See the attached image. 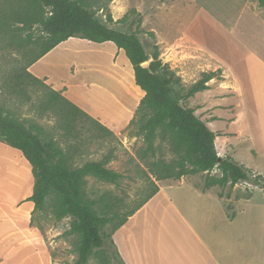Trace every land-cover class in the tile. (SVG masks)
<instances>
[{
    "label": "rangeland",
    "instance_id": "obj_1",
    "mask_svg": "<svg viewBox=\"0 0 264 264\" xmlns=\"http://www.w3.org/2000/svg\"><path fill=\"white\" fill-rule=\"evenodd\" d=\"M84 2L89 9L95 11L101 22L125 32L138 30L144 48L150 56L149 60L151 61L157 52L165 65L161 73L168 81L172 96L183 106L196 109V113L217 132L215 143L219 155L223 157L229 153L249 170L264 176V138L257 139L261 142L258 143L257 151L246 139L230 137L238 133L232 120L236 118L239 110L237 105L239 96L233 90L231 74L234 70L236 76L239 74L243 80L244 76H247L248 82L256 69L251 66L250 55L246 52L240 55V60L234 59L237 42L232 38H224L225 33L241 38L264 58V7L261 8L258 0H84ZM19 7L21 6L15 2L0 0V111L4 116L23 122L27 127L33 124L43 125L48 136L56 139L58 144L64 147L66 145L64 130L57 126L56 117L53 114H45L42 117L36 109L34 102L38 100V93L41 91L31 93L32 100L26 101L9 93L6 88L10 73L27 60L24 54L29 58L37 52L30 49L31 41L43 34L41 26L37 23L29 19L22 22L14 17L13 11ZM45 10L48 12L50 8L45 7ZM109 13L113 17V22L108 20ZM109 45H114L116 50L111 51ZM119 52L112 42L98 45L86 39L71 37L46 54V60L40 64H36L37 61L33 68L31 67L33 71L41 72L47 60L60 58L55 73L62 78L64 89L70 90L74 96L81 99L85 96L83 92L85 77V85L90 81L92 87L89 91L92 102L90 103L88 99V104L85 103L90 108L89 111L100 117L108 126L116 128L115 130L110 128L115 136L100 137L92 136L86 131L93 128L89 123L78 125L84 136L76 142L78 149L70 165L77 167L87 161L104 160L109 168L123 174L118 184L100 180L92 175L86 177L85 197L98 201L93 206L97 212L101 211L100 205H103L101 199L116 202L123 211H128L146 198L154 183L160 186L178 181L157 180L148 166V162L154 158H163L174 164L177 155L171 151L167 140L158 136L154 142L158 149L157 155L155 157L149 155L147 162L140 158L139 152L147 147V143L139 128L150 113L147 110L137 113L140 105L138 102H141L145 94L135 83L134 71L127 56ZM223 63L228 64V70ZM218 69L220 70L217 72L218 75L209 82V89L190 98L184 97L188 89L202 77L203 72ZM255 77L262 82L264 73L256 74ZM45 82L56 89L48 76ZM129 119V123L124 125ZM133 119L134 123L130 124ZM7 145L0 141V164H5L3 170L7 173V164L11 163L8 169L12 172L11 176L8 175L6 183L9 185L0 184V205L5 209L1 211L8 214L15 228L11 231L9 230L13 226L1 228L11 235H3L4 238L0 240V264H28L23 261V254H26L24 248H27V245L19 242L26 230L22 219L27 210L33 220V223L30 221L31 225L36 226L40 232V236L37 237L41 246L52 258L50 264L75 262L78 257L75 249L80 238L69 233L73 217L68 215L57 220L53 212L54 200L51 197L47 198L44 210L33 213L34 209L31 210L32 206L27 200L32 192L30 194L21 192L32 180V169H29L22 160L24 157L22 152ZM252 149H255V152ZM14 159L23 161L21 168L13 164ZM207 175L219 178L222 172L214 168L209 173L205 171L185 175L182 180L191 182L200 190L223 197L229 214H234L236 209L239 211L241 208L250 207L251 212H254L257 232L262 233L264 189L248 181L237 183L235 186L227 183L205 188ZM239 198L246 200L239 201L235 206V200ZM105 231L114 243H117L114 238L117 231H112L111 226H107ZM258 241L262 242L263 239L258 238ZM11 243L15 248L9 251L7 245L10 248ZM87 264L115 262L110 250L105 247L95 250Z\"/></svg>",
    "mask_w": 264,
    "mask_h": 264
},
{
    "label": "trees",
    "instance_id": "obj_2",
    "mask_svg": "<svg viewBox=\"0 0 264 264\" xmlns=\"http://www.w3.org/2000/svg\"><path fill=\"white\" fill-rule=\"evenodd\" d=\"M15 2L21 7L13 11L14 17L22 22L27 19L41 26L43 34L31 41V50L35 55L27 58L10 73L6 88L9 93L26 101L32 100L31 93H38L34 102L36 109L43 117L53 114L57 126L64 130L66 145L62 147L57 140L49 137L43 125L33 124L27 127L23 122L4 116L0 111V141L19 149L32 165L34 188L27 199L34 202V210L42 211L48 197L53 198V212L57 220L71 215L73 220L69 233L79 236L75 251L78 257L73 263L87 264L95 250L107 247L115 264H126L120 256L114 240L106 233L111 226L117 231L159 190L154 187L134 208L123 211L119 204L109 199L103 203L101 211L93 206L97 200L85 197L87 176L118 184L123 174L109 168L104 160L87 161L81 166L72 167L70 161L76 155L77 140L84 136L79 131V124H88L93 128L86 130L92 136H115L114 132L98 119L91 116L78 104L69 99L62 91L52 88L29 68L49 53L57 45L71 37L86 39L90 42H113L118 49H124L127 58L135 71V83L144 92L138 112L149 111L150 116L140 125L139 132L144 135L147 147L139 152L140 158L147 162L149 155H157L155 139L160 136L167 140L177 159L167 161L163 158L148 162L151 174L157 180L182 179L188 174L208 173L214 168L222 172L219 178L206 177L205 188L213 185H225L248 181L264 189V176L249 170L231 156L219 155L215 140L217 133L196 113V109L183 106L172 94L168 81L161 70L165 65L156 52L148 67L141 63L150 59L139 37V31L125 32L101 22L95 11L89 9L84 0H5ZM264 7V0H258ZM45 7L50 10L46 12ZM108 20L113 22L111 13ZM218 71H205L184 94L190 98L196 93L209 89V82L218 75ZM134 123V119L130 124ZM33 128L36 130L34 131ZM86 135V134H85ZM205 191V190H203ZM251 195V194H250ZM249 195V196H250ZM33 223V220H31Z\"/></svg>",
    "mask_w": 264,
    "mask_h": 264
},
{
    "label": "crops",
    "instance_id": "obj_3",
    "mask_svg": "<svg viewBox=\"0 0 264 264\" xmlns=\"http://www.w3.org/2000/svg\"><path fill=\"white\" fill-rule=\"evenodd\" d=\"M225 37L237 42L234 59L240 60V55L246 52L250 55L251 66L256 69L254 73L251 72L253 75H250L248 82L247 76H244L243 80L239 74L236 76L234 70L232 74L230 73L233 90L239 96L237 100L239 110L236 118L232 120L238 133L230 137L239 138L238 140L246 139L258 151L261 142L257 139L264 138V80L259 81L255 75L264 73V58L252 50L243 39L231 36L229 33H225ZM113 46L109 45L111 51L116 50ZM118 51L119 54L122 52L126 55L124 49ZM59 59L47 60L41 72L32 70L34 64L32 68L30 67L31 72L37 76L41 78L48 76L57 90L65 87L62 78L60 79L55 73ZM43 60H46L45 56L36 64H40ZM223 65L228 70V64L223 63ZM89 82L85 85L84 77L85 96L81 99L74 96L70 90L64 89L65 91L62 92L93 115L86 105L89 101L92 102L89 93L92 87ZM139 103L140 101L138 105ZM93 116L108 126L100 117ZM130 119L124 125H127ZM252 151L255 152V149ZM227 156L231 155L228 153ZM242 200L246 199L235 200V206ZM29 203L32 204L31 210L34 209V202L29 200ZM241 209L229 214L223 197L200 190L189 181L179 179L164 183L160 185V190L117 230L114 237L117 241L115 245L126 264H264V227L262 233L257 232L254 212H251L250 207ZM1 210L5 209L0 205V240L4 238L3 235L10 234L8 231V233L2 231L1 228L14 225L8 214ZM30 221L31 215L28 222L30 230H24L22 236L18 235L21 236L19 242L27 245V248H24L26 254H23V261L28 264H48L52 258L43 250L37 237L40 236V232L36 226L31 225ZM14 228L15 226L9 231ZM258 238L263 241H258ZM12 243L10 248L7 245L9 251L15 248L12 247Z\"/></svg>",
    "mask_w": 264,
    "mask_h": 264
},
{
    "label": "bare ground",
    "instance_id": "obj_4",
    "mask_svg": "<svg viewBox=\"0 0 264 264\" xmlns=\"http://www.w3.org/2000/svg\"><path fill=\"white\" fill-rule=\"evenodd\" d=\"M11 149H14V148L11 147ZM15 150H16V149H15ZM17 151H19V152L21 153L20 150H17ZM14 160H15V159H14ZM14 160H13V161H14ZM22 160L26 163V165H27V167H28L29 169H32V165L30 164V162H29L25 157H23ZM22 160H21V161H19V160H15V161L13 162V164H15L17 167L21 168V167H22L21 165L23 164V161H22ZM4 165H5V164H0V184H2V185H9V184H6V183L8 182V175L11 176V172H12V171H11L10 169H8V166H10L11 163L7 164V165H8V166L6 167V168H7V173L4 172V170H3ZM20 166H21V167H20ZM33 183H34V177L32 176V180H31L30 184H29L28 186H26L25 188H23L21 192H22L23 194H30V193L32 192V190H33ZM22 193H21V194H22ZM29 205L32 206L31 203H29ZM29 218H30V212H29V210H27V211H25V213L23 214L22 224L24 225V227H25L26 229H29V230H30V227H28ZM31 230H32V229H31ZM43 250H44V249H43ZM43 250H42V251H43ZM48 264H50V262H49Z\"/></svg>",
    "mask_w": 264,
    "mask_h": 264
},
{
    "label": "water",
    "instance_id": "obj_5",
    "mask_svg": "<svg viewBox=\"0 0 264 264\" xmlns=\"http://www.w3.org/2000/svg\"><path fill=\"white\" fill-rule=\"evenodd\" d=\"M150 60L148 59V60H146V61H143L142 63H141V65L143 66V67H148L149 66V64H150Z\"/></svg>",
    "mask_w": 264,
    "mask_h": 264
}]
</instances>
